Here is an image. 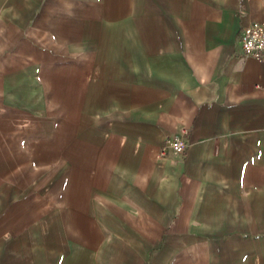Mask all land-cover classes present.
I'll use <instances>...</instances> for the list:
<instances>
[{"label": "crops", "instance_id": "1", "mask_svg": "<svg viewBox=\"0 0 264 264\" xmlns=\"http://www.w3.org/2000/svg\"><path fill=\"white\" fill-rule=\"evenodd\" d=\"M253 22L264 0H0V253L29 255L0 264H264Z\"/></svg>", "mask_w": 264, "mask_h": 264}, {"label": "built area", "instance_id": "2", "mask_svg": "<svg viewBox=\"0 0 264 264\" xmlns=\"http://www.w3.org/2000/svg\"><path fill=\"white\" fill-rule=\"evenodd\" d=\"M239 43L244 56L264 64V22H253L243 28L239 35ZM184 135L185 132L178 137L165 139L160 147V155L167 151L182 154L187 147Z\"/></svg>", "mask_w": 264, "mask_h": 264}, {"label": "rangeland", "instance_id": "3", "mask_svg": "<svg viewBox=\"0 0 264 264\" xmlns=\"http://www.w3.org/2000/svg\"><path fill=\"white\" fill-rule=\"evenodd\" d=\"M26 247V244H7L5 251L0 253V260L8 262L11 260L27 259L29 255L28 252H26ZM22 249L23 252L21 251Z\"/></svg>", "mask_w": 264, "mask_h": 264}]
</instances>
